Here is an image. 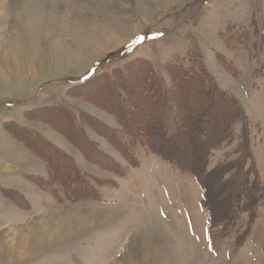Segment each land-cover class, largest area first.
Masks as SVG:
<instances>
[{
  "label": "rangeland",
  "instance_id": "obj_1",
  "mask_svg": "<svg viewBox=\"0 0 264 264\" xmlns=\"http://www.w3.org/2000/svg\"><path fill=\"white\" fill-rule=\"evenodd\" d=\"M136 58L164 84V63L199 62L240 104L246 122L231 142L195 164L179 154L195 175L143 146L132 168L87 129L124 169L117 177L50 126L65 129L60 116L25 120L62 104L116 128L66 95ZM46 159L68 161L94 187L72 189L76 178L63 172L50 190ZM0 264H264V0H0Z\"/></svg>",
  "mask_w": 264,
  "mask_h": 264
},
{
  "label": "trees",
  "instance_id": "obj_2",
  "mask_svg": "<svg viewBox=\"0 0 264 264\" xmlns=\"http://www.w3.org/2000/svg\"><path fill=\"white\" fill-rule=\"evenodd\" d=\"M129 66L130 69H127ZM162 68L169 78V84L162 82L151 62L136 58L121 68L87 78L69 89L66 97H77L113 116L118 124L116 128L111 129L85 113L76 114L72 108L62 104L40 107L34 112L25 113L24 118L27 121L36 120L35 112L39 116L48 113L60 116L61 119L55 122L58 125L63 123L65 129L44 123L66 137L92 164L98 158L106 162L110 160L98 148H94L97 147L96 143L86 139L87 129L109 142L132 168L137 166L136 149L143 146L149 153L173 162L181 171L194 174L180 163L179 154L184 158L183 154L186 153L192 164L198 159L199 162L205 157L204 152L217 150L231 142L234 129L244 126L246 117L234 98L216 88L201 63L185 65L184 60L178 59L164 63ZM19 129L39 144L47 146L55 155H63L38 133L22 127ZM49 162L45 160L46 185L50 190L54 191L56 186L51 177L55 174L61 178L63 172H69L71 177L76 178L71 183L67 182L72 189L92 190L94 187L95 183L85 175L77 174L74 165L66 163L68 161L64 162L67 169L51 167ZM103 167L117 177L124 173L117 163L110 162L106 166L104 163ZM65 194L69 196V193Z\"/></svg>",
  "mask_w": 264,
  "mask_h": 264
},
{
  "label": "crops",
  "instance_id": "obj_3",
  "mask_svg": "<svg viewBox=\"0 0 264 264\" xmlns=\"http://www.w3.org/2000/svg\"><path fill=\"white\" fill-rule=\"evenodd\" d=\"M39 133V132H38Z\"/></svg>",
  "mask_w": 264,
  "mask_h": 264
}]
</instances>
